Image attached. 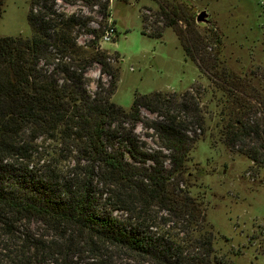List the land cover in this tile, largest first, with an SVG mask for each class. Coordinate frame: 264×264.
I'll return each mask as SVG.
<instances>
[{
  "label": "trees",
  "instance_id": "16d2710c",
  "mask_svg": "<svg viewBox=\"0 0 264 264\" xmlns=\"http://www.w3.org/2000/svg\"><path fill=\"white\" fill-rule=\"evenodd\" d=\"M58 1L31 0L30 36H0V264H110L112 249L145 264H230L189 165L208 137L203 92H137L130 109L115 104L118 52L100 46L109 26L91 27ZM63 1L110 17L109 0ZM220 62L200 68L219 139L264 168V85L253 83L264 74Z\"/></svg>",
  "mask_w": 264,
  "mask_h": 264
},
{
  "label": "rangeland",
  "instance_id": "374dc122",
  "mask_svg": "<svg viewBox=\"0 0 264 264\" xmlns=\"http://www.w3.org/2000/svg\"><path fill=\"white\" fill-rule=\"evenodd\" d=\"M30 2L7 0L0 16V36L31 35ZM58 8L69 14L81 11L91 27L115 28L111 42L100 41L111 55L118 52L114 64L120 67V79L111 99L115 104L130 109L137 92L183 93L193 88L203 92L208 137L198 142L189 165L197 175L196 183L207 189L203 198L209 224L216 232L215 247L230 264H264V168L232 152L219 139L214 114L219 108L216 101L211 103L210 81L200 71L221 60L219 69L226 66L236 73L264 74V0H109L107 19L99 5L59 0ZM205 9L211 23L198 24L197 15ZM218 37L223 43L221 59L214 43ZM89 39L92 36L83 35L80 43ZM183 45L191 49L189 58ZM100 76L98 65L88 72L91 80ZM253 83L262 88L264 78L256 76ZM95 87L93 82L91 88ZM143 114L155 117L145 109ZM138 132H145L141 125ZM202 192L200 187L192 188L194 195L201 197ZM118 253L112 249L110 264H145ZM4 254L0 248V257Z\"/></svg>",
  "mask_w": 264,
  "mask_h": 264
},
{
  "label": "water",
  "instance_id": "95a60500",
  "mask_svg": "<svg viewBox=\"0 0 264 264\" xmlns=\"http://www.w3.org/2000/svg\"><path fill=\"white\" fill-rule=\"evenodd\" d=\"M197 23L198 24H210L211 23V14L210 12L205 9V10H202L198 13L197 15V19H196Z\"/></svg>",
  "mask_w": 264,
  "mask_h": 264
},
{
  "label": "built area",
  "instance_id": "2783aa9c",
  "mask_svg": "<svg viewBox=\"0 0 264 264\" xmlns=\"http://www.w3.org/2000/svg\"><path fill=\"white\" fill-rule=\"evenodd\" d=\"M115 32H116L115 28L110 25L102 37V42H111L115 35Z\"/></svg>",
  "mask_w": 264,
  "mask_h": 264
}]
</instances>
